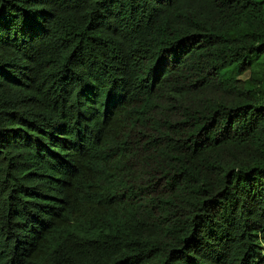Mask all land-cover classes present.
Masks as SVG:
<instances>
[{
	"label": "trees",
	"instance_id": "obj_1",
	"mask_svg": "<svg viewBox=\"0 0 264 264\" xmlns=\"http://www.w3.org/2000/svg\"><path fill=\"white\" fill-rule=\"evenodd\" d=\"M0 264H264V0H0Z\"/></svg>",
	"mask_w": 264,
	"mask_h": 264
}]
</instances>
